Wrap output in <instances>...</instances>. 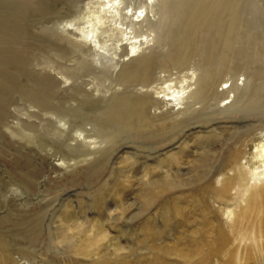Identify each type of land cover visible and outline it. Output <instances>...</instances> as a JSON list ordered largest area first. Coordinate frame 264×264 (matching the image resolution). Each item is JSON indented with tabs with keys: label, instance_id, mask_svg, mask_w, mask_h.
<instances>
[{
	"label": "rangeland",
	"instance_id": "374dc122",
	"mask_svg": "<svg viewBox=\"0 0 264 264\" xmlns=\"http://www.w3.org/2000/svg\"><path fill=\"white\" fill-rule=\"evenodd\" d=\"M91 1L3 2L10 5L14 16L0 31V264H152L151 260L155 264H203L199 263L202 258L204 264H230L231 252L238 254L232 264H264V236L247 234L251 228H246L250 226L246 221L242 222V238L228 239L222 255L182 259L174 250L186 247L193 252V244L206 237L207 221L223 224V213L235 207L233 201L211 194L213 178L218 173H233L224 159L234 147L242 153L241 162L251 164L250 153L264 139L262 110L243 115L244 119L218 120L226 128L231 122L238 123L236 129L214 131L218 136L209 133L217 121L205 120L161 134L152 131L150 136L146 130L124 129L95 151H89L85 143L68 140L74 131L53 134L62 128L58 117L69 106L64 96L73 94L70 88L59 90L63 97L58 96V102L35 100L27 91L36 74L59 77L70 71L73 57L61 44V36L66 35L62 28L80 34L91 14ZM122 2L121 13H126L130 6L137 11L143 0ZM257 2L264 8V0ZM100 9L105 10L97 31L102 48L94 65L106 71L129 51L121 32V21L129 19L121 20L106 5ZM152 9L156 12L158 5ZM139 29L142 39L145 29ZM58 39L60 44L55 43ZM227 72L234 74L232 69ZM189 73L181 65L156 69L146 89L160 97L152 88L179 84ZM82 80L78 84L88 91L95 85L87 76ZM85 117L82 114L76 121ZM193 147L201 148L195 153L209 151L206 156L211 160L199 158L188 174H181L177 167L190 158L187 152H193ZM184 166L188 164L180 167ZM250 170L243 167L241 172L248 176ZM84 241H93L88 256L74 251Z\"/></svg>",
	"mask_w": 264,
	"mask_h": 264
},
{
	"label": "bare ground",
	"instance_id": "6f19581e",
	"mask_svg": "<svg viewBox=\"0 0 264 264\" xmlns=\"http://www.w3.org/2000/svg\"><path fill=\"white\" fill-rule=\"evenodd\" d=\"M20 1L0 0V31L14 16L10 5H3V2L13 4ZM122 4V0L91 1L87 25L80 30L81 33L88 29V35L84 32L83 35H76L63 26L66 34L60 38L63 42L55 40V43L65 45L73 57L72 65L68 67L70 71L60 73L59 77L48 74L33 76V86L27 92L35 100L54 99L58 102V96L63 97L59 90L67 88L73 93L71 96L75 95L72 98L64 96L69 106L58 117L62 128L57 127L53 134L64 135L74 131L75 135L68 140L85 143L89 151H95L119 130H146L150 136L152 131L161 134L181 125L205 120L217 121L210 127L209 133L218 136V132H213H221V128H224L223 132L233 130L238 125L231 122L228 129L226 123L220 126L218 120L244 119L243 115L249 116L255 110L264 112V8L257 0H143L137 11L130 6L126 13H121ZM154 4L158 5L156 12L152 9ZM105 5L109 10L117 11L121 20L129 19L121 21V32L125 35L123 42L128 43L129 51L118 56L103 71V67H96L94 63L101 56L99 50L102 45L97 31L102 23L101 13L105 11L100 8ZM139 28L145 29L142 39L138 38ZM86 43L89 47L85 46ZM176 65L190 70L185 80L179 84L169 83L164 88H152L153 93L161 94L160 97L152 96L146 88L154 71ZM228 69L233 70V76L227 72ZM85 76L90 78L91 85L95 84L94 87L101 83L103 86L97 91L92 90L93 86L90 91L82 88V84L78 83L83 82ZM82 114L87 120L81 121L90 124L89 127L76 121ZM89 119L98 120L89 122ZM225 140L230 141L231 138L226 137ZM183 145L190 147L189 144ZM193 148V152H187L189 161H180V166L188 164V167L183 169L178 166L179 173L183 171L181 174L185 175L199 158L204 162L211 160L206 156L209 151L195 153L199 147ZM241 154L236 147L227 153L224 160L233 173L229 176L218 173L210 190L218 199L233 201L235 207L223 213V224L207 221L204 225L206 237L194 241L193 252L191 248H174L182 259L195 256L214 258L224 254L228 239L233 236L242 238L244 221L250 223V226L246 225V228H251L247 234L256 232L259 238L264 236V139L250 153L251 164H243ZM243 167H251L248 176L242 174ZM84 242L79 243L74 251L88 256L93 241ZM261 250L264 251V247ZM237 255V252L230 253V264L237 260ZM151 261L155 264L154 260ZM199 263L204 264L205 259H200Z\"/></svg>",
	"mask_w": 264,
	"mask_h": 264
}]
</instances>
